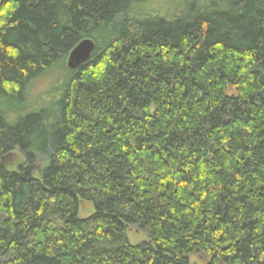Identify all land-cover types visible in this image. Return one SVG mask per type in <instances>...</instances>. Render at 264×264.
Here are the masks:
<instances>
[{
	"label": "trees",
	"instance_id": "1",
	"mask_svg": "<svg viewBox=\"0 0 264 264\" xmlns=\"http://www.w3.org/2000/svg\"><path fill=\"white\" fill-rule=\"evenodd\" d=\"M152 1L0 0V264H264V0Z\"/></svg>",
	"mask_w": 264,
	"mask_h": 264
},
{
	"label": "rangeland",
	"instance_id": "2",
	"mask_svg": "<svg viewBox=\"0 0 264 264\" xmlns=\"http://www.w3.org/2000/svg\"><path fill=\"white\" fill-rule=\"evenodd\" d=\"M151 10L160 13H173L178 0H153L151 2ZM66 65V64H65ZM68 68V67H67ZM67 77V71L62 67H55L48 73L31 83L27 93L26 109L41 106L53 97H56V88L60 82ZM23 161V155L18 151H14L7 156V162L10 163L11 169L18 168L19 162ZM93 211V205L89 202H83L80 207V215L82 217L89 216ZM128 237L131 243H139L146 240V235L139 231L136 227H131L128 231ZM190 264H209V257L205 253H192L189 256Z\"/></svg>",
	"mask_w": 264,
	"mask_h": 264
},
{
	"label": "water",
	"instance_id": "3",
	"mask_svg": "<svg viewBox=\"0 0 264 264\" xmlns=\"http://www.w3.org/2000/svg\"><path fill=\"white\" fill-rule=\"evenodd\" d=\"M95 47L96 44L93 39L85 38L80 41L68 55L66 60L68 69L74 70L86 62L90 58Z\"/></svg>",
	"mask_w": 264,
	"mask_h": 264
}]
</instances>
